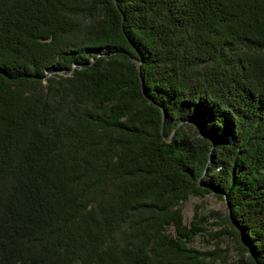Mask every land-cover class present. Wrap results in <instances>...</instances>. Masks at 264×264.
Listing matches in <instances>:
<instances>
[{"label": "trees", "instance_id": "16d2710c", "mask_svg": "<svg viewBox=\"0 0 264 264\" xmlns=\"http://www.w3.org/2000/svg\"><path fill=\"white\" fill-rule=\"evenodd\" d=\"M205 192L264 264V0H0V264H234Z\"/></svg>", "mask_w": 264, "mask_h": 264}, {"label": "rangeland", "instance_id": "374dc122", "mask_svg": "<svg viewBox=\"0 0 264 264\" xmlns=\"http://www.w3.org/2000/svg\"><path fill=\"white\" fill-rule=\"evenodd\" d=\"M45 74H49V71ZM224 200L226 201L224 196L219 197L212 192H205L189 194L184 200L178 201L182 223L188 225L194 220L201 227V230L191 236L188 244L206 254L216 250L221 255L234 259V264H247V259L250 262L249 255H252V251L248 246L243 248L237 242L232 226L227 221L229 211ZM200 215L201 220L198 217ZM167 228L170 233L173 231L172 226ZM239 234L241 240L245 242L240 232Z\"/></svg>", "mask_w": 264, "mask_h": 264}, {"label": "water", "instance_id": "95a60500", "mask_svg": "<svg viewBox=\"0 0 264 264\" xmlns=\"http://www.w3.org/2000/svg\"><path fill=\"white\" fill-rule=\"evenodd\" d=\"M137 69H138V64H137ZM210 158V156L208 157V159ZM225 201V200H224ZM225 203H226V206H227V209H228V211H229V207H228V204H227V202L225 201Z\"/></svg>", "mask_w": 264, "mask_h": 264}]
</instances>
